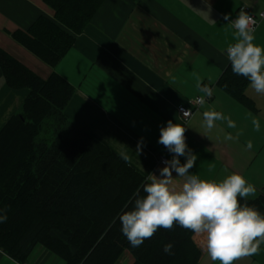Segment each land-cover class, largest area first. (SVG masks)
<instances>
[{
    "label": "crops",
    "instance_id": "obj_1",
    "mask_svg": "<svg viewBox=\"0 0 264 264\" xmlns=\"http://www.w3.org/2000/svg\"><path fill=\"white\" fill-rule=\"evenodd\" d=\"M241 6L255 16L264 13V0H102L70 51L52 68L12 34L28 30L40 16L53 20V9L44 0H0V47L40 77L56 72L70 82L75 92L67 117L121 157L127 155L126 161L146 177L159 176L165 166L161 156L172 158L158 143L161 127L171 120L186 128V144L197 156L190 174L216 181L242 174L257 189L255 197L247 198L254 199L264 197V95L255 93L248 82L244 93L253 104L250 108L219 84L230 65L226 49L235 42V29L224 16L234 20ZM254 35V43L264 46V18ZM198 79L213 94L184 124L178 107H191L190 100L204 95L197 88ZM28 94L27 89H11L0 69V130L20 112ZM208 110L222 112L236 127L218 120L206 130L203 113ZM253 118L260 121L259 131ZM229 134L232 140L225 139ZM179 159L186 162L185 156ZM192 240L201 252L197 264H219L203 250L200 237L193 234ZM130 261L124 252L116 264ZM0 264L20 263L0 250ZM23 264L64 262L38 246ZM235 264H264V244L258 254Z\"/></svg>",
    "mask_w": 264,
    "mask_h": 264
},
{
    "label": "trees",
    "instance_id": "obj_2",
    "mask_svg": "<svg viewBox=\"0 0 264 264\" xmlns=\"http://www.w3.org/2000/svg\"><path fill=\"white\" fill-rule=\"evenodd\" d=\"M54 19L40 16L13 38L52 68L67 55L76 36L102 0H44ZM0 69L11 89H27L20 112L0 130V250L23 264L40 246L64 264H116L124 252L130 264H197L201 252L193 234L178 224L160 228L139 247L121 232L119 216L143 195L147 177L65 110L75 88L60 74L44 79L0 47ZM249 81L232 72L219 79L230 95L253 108ZM240 199L264 214V197ZM173 244L172 254L163 251Z\"/></svg>",
    "mask_w": 264,
    "mask_h": 264
},
{
    "label": "clouds",
    "instance_id": "obj_3",
    "mask_svg": "<svg viewBox=\"0 0 264 264\" xmlns=\"http://www.w3.org/2000/svg\"><path fill=\"white\" fill-rule=\"evenodd\" d=\"M224 20L235 29V42L226 49L227 59L231 62L232 72L247 78L255 93L264 95V46L254 43L256 20L246 11L241 10L232 20L229 15ZM198 90L204 95L198 102L203 106L205 97H211L213 89L197 81ZM188 115V111L183 113ZM204 126L211 130L218 120H226L228 127L235 128V121L222 112L208 110L203 113ZM256 131L260 130V121L252 120ZM186 128L171 120L161 127L158 143L172 153L170 160H165L159 176L150 173L140 191L134 194L133 207L120 216L121 232L133 247H139L145 239H150L158 229L172 230L179 225L202 239L203 250L211 261L219 264H235L236 261L256 255L264 244V214L246 202L255 197L257 189L239 173H232L221 181L204 180L189 171L195 165L197 156L186 144ZM239 133H237V138ZM232 140L231 134L225 137ZM140 143L137 152L140 151ZM251 149L253 144L247 142ZM122 159L128 156L121 154ZM185 156L181 164L179 157ZM173 172L176 176H173ZM177 178L182 180L177 185ZM7 216H0V222ZM173 244L163 247L166 254H172Z\"/></svg>",
    "mask_w": 264,
    "mask_h": 264
},
{
    "label": "built area",
    "instance_id": "obj_4",
    "mask_svg": "<svg viewBox=\"0 0 264 264\" xmlns=\"http://www.w3.org/2000/svg\"><path fill=\"white\" fill-rule=\"evenodd\" d=\"M241 10H244L246 11L249 15H251L255 20H256V25H255V29L258 27V25L260 24V22L263 20L264 18V13L261 12L258 16H255L253 14H250L249 13V10L248 8H246L245 6H241L239 9H238V13L241 11ZM199 97L201 96H198L192 100H190V103H191V107H187V106H179L178 107V114H179V117L181 119V122L186 124L188 123V121L191 119V117L193 116L194 112L198 109V107L200 106V103L198 102V99ZM209 97H205V100H207ZM185 111H188V115L185 116L183 113ZM185 138H186V141L188 140V137L185 135ZM166 160V158L164 156H161L160 157V163L164 165V161Z\"/></svg>",
    "mask_w": 264,
    "mask_h": 264
}]
</instances>
